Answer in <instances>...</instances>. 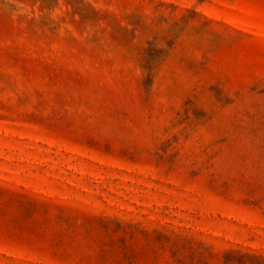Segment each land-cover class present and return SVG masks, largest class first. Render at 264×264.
<instances>
[{"label":"rangeland","instance_id":"rangeland-1","mask_svg":"<svg viewBox=\"0 0 264 264\" xmlns=\"http://www.w3.org/2000/svg\"><path fill=\"white\" fill-rule=\"evenodd\" d=\"M0 264H264V0H0Z\"/></svg>","mask_w":264,"mask_h":264}]
</instances>
